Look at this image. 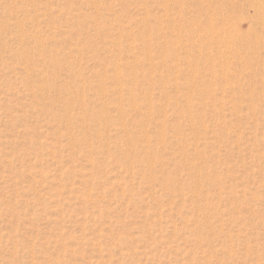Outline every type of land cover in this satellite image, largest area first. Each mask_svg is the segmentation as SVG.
I'll list each match as a JSON object with an SVG mask.
<instances>
[{
	"label": "rangeland",
	"instance_id": "obj_1",
	"mask_svg": "<svg viewBox=\"0 0 264 264\" xmlns=\"http://www.w3.org/2000/svg\"><path fill=\"white\" fill-rule=\"evenodd\" d=\"M0 264H264V0H0Z\"/></svg>",
	"mask_w": 264,
	"mask_h": 264
}]
</instances>
